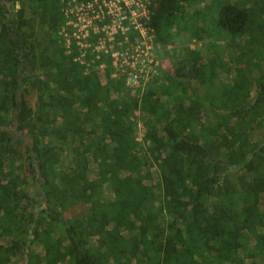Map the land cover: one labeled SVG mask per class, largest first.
Returning a JSON list of instances; mask_svg holds the SVG:
<instances>
[{
    "label": "trees",
    "instance_id": "trees-1",
    "mask_svg": "<svg viewBox=\"0 0 264 264\" xmlns=\"http://www.w3.org/2000/svg\"><path fill=\"white\" fill-rule=\"evenodd\" d=\"M18 1L0 8V264H264V0H151L157 45L215 39L164 52L174 76L140 95L74 62L58 0Z\"/></svg>",
    "mask_w": 264,
    "mask_h": 264
},
{
    "label": "built area",
    "instance_id": "built-area-1",
    "mask_svg": "<svg viewBox=\"0 0 264 264\" xmlns=\"http://www.w3.org/2000/svg\"><path fill=\"white\" fill-rule=\"evenodd\" d=\"M58 1L63 14L58 37L68 53L76 48L73 60L85 66V73L104 71L108 60L111 78L125 74L133 88L154 74L155 43L144 26L151 0Z\"/></svg>",
    "mask_w": 264,
    "mask_h": 264
},
{
    "label": "rangeland",
    "instance_id": "rangeland-1",
    "mask_svg": "<svg viewBox=\"0 0 264 264\" xmlns=\"http://www.w3.org/2000/svg\"><path fill=\"white\" fill-rule=\"evenodd\" d=\"M214 39L215 38L213 37L212 40L210 39V40H206V41H203V42H201V41H199V42L190 41L189 42L187 40V37H185V38H180V37L179 38H175L174 37V40L173 41H175V44L171 48L169 46L168 47H164L162 45H157L154 42L155 43V51H154L155 68H154V71H153L154 74H152V75L153 76H158V75L165 74V75L171 76V77L174 76V73L176 72V69L174 68V64L173 63L175 62L176 57L169 58V56L164 55V52L166 53L167 50L174 48L175 49V52L177 53V51H178L177 50V47H181L182 48V45L183 46L184 45L187 46L188 44H190L191 49L196 48V47H199L200 48L202 46H205V45L209 44L210 42H213ZM225 42H227V41H225ZM225 42H224V44H225ZM225 50L226 49H221L222 54L225 53ZM224 57H225V55H224ZM156 58H157V60H156ZM235 62L236 61H233L232 60V62L229 65V68H230V70L232 72H233V67L235 65ZM105 66H106L105 68L110 67L108 61H106ZM80 67L82 68V70L85 69L84 68L85 66H83V65H80ZM150 77L145 81L144 85L141 84L140 87H136L139 90L138 95H140L143 92V90H144L147 82L150 80ZM221 78H222V76L218 77L217 78L218 81L221 80ZM193 87L195 88V86H193ZM129 88L130 89H133V92L136 91V88H133L131 85H129ZM29 102H30V104H33V98L31 99V96L29 97Z\"/></svg>",
    "mask_w": 264,
    "mask_h": 264
},
{
    "label": "flooded vegetation",
    "instance_id": "flooded-vegetation-1",
    "mask_svg": "<svg viewBox=\"0 0 264 264\" xmlns=\"http://www.w3.org/2000/svg\"><path fill=\"white\" fill-rule=\"evenodd\" d=\"M19 6L18 0H0V8L8 16H13Z\"/></svg>",
    "mask_w": 264,
    "mask_h": 264
}]
</instances>
